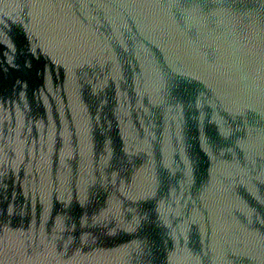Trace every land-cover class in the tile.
<instances>
[{
  "label": "water",
  "instance_id": "1",
  "mask_svg": "<svg viewBox=\"0 0 264 264\" xmlns=\"http://www.w3.org/2000/svg\"><path fill=\"white\" fill-rule=\"evenodd\" d=\"M0 264H264V0H0Z\"/></svg>",
  "mask_w": 264,
  "mask_h": 264
}]
</instances>
